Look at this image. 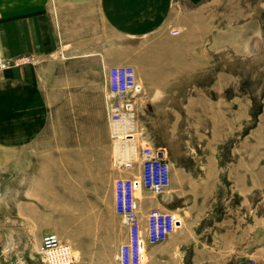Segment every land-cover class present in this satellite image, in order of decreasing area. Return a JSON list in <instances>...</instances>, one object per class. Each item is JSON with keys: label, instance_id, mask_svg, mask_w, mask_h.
Returning a JSON list of instances; mask_svg holds the SVG:
<instances>
[{"label": "rangeland", "instance_id": "1", "mask_svg": "<svg viewBox=\"0 0 264 264\" xmlns=\"http://www.w3.org/2000/svg\"><path fill=\"white\" fill-rule=\"evenodd\" d=\"M159 14H131L112 28L99 21L92 38L33 39V47H64L44 59L0 56L1 77L31 64L59 77L46 149L13 147L9 92L0 88V264H46L40 246L48 233L72 246L74 264H119L113 242L121 225L110 229V210L120 173L111 134L109 147L104 142L106 78L118 65L132 66L142 86L140 139L166 149L171 170L165 193L138 194L143 221L161 210L183 224L179 240L149 245L144 263L264 264V0H161ZM75 45L104 53H74ZM78 61H96V69ZM89 122L95 152L73 147ZM57 137L70 148L56 150ZM25 201L28 218L19 212ZM152 203L164 208L144 212ZM19 219L29 220L26 229H15Z\"/></svg>", "mask_w": 264, "mask_h": 264}, {"label": "crops", "instance_id": "2", "mask_svg": "<svg viewBox=\"0 0 264 264\" xmlns=\"http://www.w3.org/2000/svg\"><path fill=\"white\" fill-rule=\"evenodd\" d=\"M161 0H0V56L12 57L29 53L35 55L37 59H44L49 55L64 52V47L40 45L33 47V39L46 38H92L96 37L97 22L109 24L112 22L127 21L129 15H142L143 20L150 21L152 17L159 16ZM150 27L144 26V30ZM18 42V43H17ZM74 53L94 56L104 52L98 51L90 45L76 46ZM89 69H96V61H84L77 63ZM45 68V67H44ZM43 68L31 64L22 68L8 71L4 78L0 75V88L7 86L9 92V117L10 133L16 135L14 143L15 149H46V138L44 134L48 129V110L50 109V92L54 83L59 81L53 75H43ZM96 81V73L93 75ZM91 88V87H90ZM59 92V91H58ZM92 110L88 111V117L92 118ZM14 120V121H13ZM82 138L73 147L83 151H93L97 149V128L89 122L87 127L80 130ZM111 130L108 126L104 128V142L109 147ZM53 148V147H52ZM56 150L70 148L65 140L57 137ZM63 160L65 154H61ZM35 177V176H34ZM172 185V179H171ZM171 187V186H170ZM28 188L25 190L27 191ZM39 189H42L41 183ZM95 198V197H94ZM113 200V199H112ZM19 212L24 213L22 217H27L28 202H22ZM151 208H160L162 205L152 203ZM163 207V206H162ZM112 208V207H110ZM164 208V207H163ZM113 210V209H112ZM17 212V210H16ZM114 225H121V233L114 237V245L121 246L127 240V229L124 226L122 217L111 211ZM29 220L19 223L15 222V229H26ZM10 222V229L13 227ZM45 225L42 230H48ZM46 235V234H45ZM181 233L174 234L170 239L179 240Z\"/></svg>", "mask_w": 264, "mask_h": 264}, {"label": "built area", "instance_id": "3", "mask_svg": "<svg viewBox=\"0 0 264 264\" xmlns=\"http://www.w3.org/2000/svg\"><path fill=\"white\" fill-rule=\"evenodd\" d=\"M6 67L7 63L0 59V69ZM107 74L106 110L113 141L112 162L120 173L114 183L115 211L127 229V240L120 246L117 260L119 264H145L143 255H147V247L167 241L182 224L176 214L161 210L149 211L143 221L138 194H163L171 186L167 152L140 139L136 97L142 93V86L134 68L118 65L109 68ZM127 146L132 153H126ZM73 252L72 246L58 234L43 236L40 253L46 264H74Z\"/></svg>", "mask_w": 264, "mask_h": 264}, {"label": "bare ground", "instance_id": "4", "mask_svg": "<svg viewBox=\"0 0 264 264\" xmlns=\"http://www.w3.org/2000/svg\"><path fill=\"white\" fill-rule=\"evenodd\" d=\"M126 153H128V154H129V153H132V151L130 150V148H129L128 146H127V148H126ZM178 220H179V219H178ZM179 221H180V220H179ZM181 224H182V222H181ZM182 226H183V224H182ZM144 255H146V254H144ZM144 255H143V256H144ZM144 257H145V256H144Z\"/></svg>", "mask_w": 264, "mask_h": 264}]
</instances>
